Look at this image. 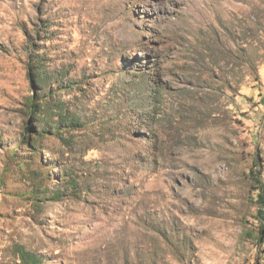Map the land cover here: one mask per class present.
<instances>
[{
    "label": "rangeland",
    "instance_id": "rangeland-1",
    "mask_svg": "<svg viewBox=\"0 0 264 264\" xmlns=\"http://www.w3.org/2000/svg\"><path fill=\"white\" fill-rule=\"evenodd\" d=\"M34 48L81 124L38 155ZM256 179L264 0H0V264H264Z\"/></svg>",
    "mask_w": 264,
    "mask_h": 264
},
{
    "label": "trees",
    "instance_id": "trees-1",
    "mask_svg": "<svg viewBox=\"0 0 264 264\" xmlns=\"http://www.w3.org/2000/svg\"><path fill=\"white\" fill-rule=\"evenodd\" d=\"M27 74L34 87L33 92L37 93L28 99V127L21 136L20 142L26 144L33 155H38L43 149L42 141L45 137L52 135L62 137L63 133L68 131L69 128L77 129L81 124L75 112L71 110L67 102L58 98V95L56 92L53 93L51 87L47 88V85L54 81H57V83L63 82L65 75L64 73L55 75L50 72L46 56L44 53L40 52L39 48L30 49L28 52ZM74 86H76L75 82L68 81V85L65 87L68 89ZM44 92L46 93L45 95ZM157 93L159 92H151V95L149 94L146 98V103H150ZM149 97L150 100H148ZM33 128H35V136L29 138L28 135L31 134ZM28 172L33 185L30 195H36L37 197H40L39 195L41 194L43 196L50 195L48 199L56 202H60L64 199L66 192H62L59 189L52 190L49 187L50 181L47 182V188L45 189L42 180L43 175H40L39 172L35 170L31 171V168H29ZM39 177H41V179ZM45 181L46 178L44 176V183ZM255 181L260 184L257 191H259L258 201L261 205L258 210V219H260L262 225L259 231V240H262L264 237V182L259 179ZM41 183L43 186H41ZM59 183L68 185L69 190H73L79 185L78 179L70 170H66L65 177L60 179ZM17 252L20 256L21 264H46V261H43L41 255L31 250H26L23 246H19Z\"/></svg>",
    "mask_w": 264,
    "mask_h": 264
}]
</instances>
